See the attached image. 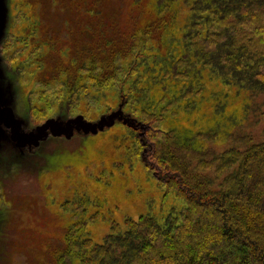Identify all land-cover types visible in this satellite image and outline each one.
I'll use <instances>...</instances> for the list:
<instances>
[{
	"label": "rangeland",
	"instance_id": "rangeland-1",
	"mask_svg": "<svg viewBox=\"0 0 264 264\" xmlns=\"http://www.w3.org/2000/svg\"><path fill=\"white\" fill-rule=\"evenodd\" d=\"M136 2L153 11L156 0H0V264H91L83 244L99 245L126 220L148 214L164 218L172 206L184 204L176 194H166L146 164L147 145L129 128L142 130L143 121L106 106L113 103L115 80L100 84L92 95L81 93L76 113L69 112L64 91L56 99L41 96L65 83L71 91L85 80L83 62L92 76L94 67L102 66L96 53L76 58L77 48L94 45L98 34L92 25L126 53L137 30ZM184 9L174 16L172 32L185 21ZM146 24L143 20L141 29ZM171 31L153 30L144 44L138 37L128 55L115 59L122 57L129 69L139 48L147 54L133 77H141L138 97L148 85L162 95V86L153 85L161 76L160 61L180 50ZM59 63L69 67L56 70ZM107 68L102 74L110 72ZM204 78L205 90L189 105L177 99L176 116H168L164 126L185 132L213 128L222 149L231 129L251 118L249 99L209 69ZM219 98L226 102L222 111L215 108ZM262 127L252 129L255 140L263 138ZM13 128L15 139L9 137Z\"/></svg>",
	"mask_w": 264,
	"mask_h": 264
},
{
	"label": "trees",
	"instance_id": "trees-1",
	"mask_svg": "<svg viewBox=\"0 0 264 264\" xmlns=\"http://www.w3.org/2000/svg\"><path fill=\"white\" fill-rule=\"evenodd\" d=\"M135 4L137 30L126 53L118 42L111 46L112 41L92 25L98 34L94 45L77 48L76 58L96 53L102 66H95L92 76L83 62L85 80L71 91L65 83L41 96L56 99L64 91L69 112L76 113L81 93L92 95L100 84L115 80L113 103L106 106L121 107L143 121L142 130L129 128L141 145H147L146 164L166 194H176L184 204L172 206L164 218L148 214L126 220L121 231L99 245L83 244L81 252H88L91 264H264V0H156L153 11L144 10L146 3ZM183 8L185 21L172 32L174 16ZM143 20L145 29L140 27ZM161 21L167 24L160 25ZM166 29L172 32L171 39L180 41V50L175 55L170 50L160 61L161 76L153 85L164 91L156 96L148 85L138 97L141 77H133L147 54L139 48L129 69L123 67L122 57L115 59L128 55L138 37L144 44L153 30L161 34ZM61 65L56 70L69 67ZM105 68L111 70L102 74ZM207 69L249 99L251 118L231 129L222 149L213 128L185 132L164 126L168 116H176L177 99L189 105L195 102L193 95L205 90ZM18 71L22 72L20 67ZM219 99L216 111L226 105ZM259 124L263 138L255 140L252 129ZM63 253L68 258V251Z\"/></svg>",
	"mask_w": 264,
	"mask_h": 264
},
{
	"label": "bare ground",
	"instance_id": "bare-ground-1",
	"mask_svg": "<svg viewBox=\"0 0 264 264\" xmlns=\"http://www.w3.org/2000/svg\"><path fill=\"white\" fill-rule=\"evenodd\" d=\"M9 131V137L12 138V139H15L12 137V135H14L16 137V134H15V129H11V130H8ZM1 134L3 137H6L7 135L1 130ZM17 142H19V139L17 140ZM20 143V142H19Z\"/></svg>",
	"mask_w": 264,
	"mask_h": 264
}]
</instances>
